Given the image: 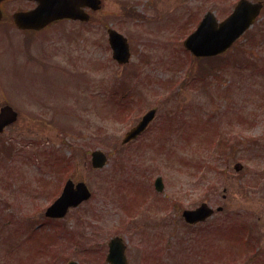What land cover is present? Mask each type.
Segmentation results:
<instances>
[{
	"label": "rangeland",
	"instance_id": "obj_1",
	"mask_svg": "<svg viewBox=\"0 0 264 264\" xmlns=\"http://www.w3.org/2000/svg\"><path fill=\"white\" fill-rule=\"evenodd\" d=\"M118 1L108 0L104 10L117 13L107 22L131 42L133 56L126 66L111 61L108 47L96 45L104 34L101 21L90 26L65 22L54 26L53 32L28 36L31 62L20 45L25 35L8 34L0 26V107L7 103L18 112L17 121L0 136V173L8 176L0 181V264H47L53 255L63 256L57 257V264L71 258L79 264H100L109 239L116 235L126 241L129 264H154L152 257H162L159 264H177L181 255L184 264H264L263 91L253 84L243 98V91L232 89L229 82L235 75L227 70L219 81L208 80L207 88L198 89L195 73L222 59L229 68L234 66V49L203 64L182 46L203 14L212 11L222 20L237 0H184V9L182 0H153L155 5L149 9L142 7L144 0H130L131 9L136 6L142 13L156 8L159 16L172 13V21L167 20L162 28L152 21L148 25L144 19L124 18ZM22 5L11 3L14 9ZM263 16L264 11L258 23ZM88 27H92L89 33L74 30ZM46 58L54 68L42 75L38 60ZM76 69L87 71V78ZM128 71L132 75L125 84ZM121 78V92L136 84L127 97L136 105L130 103L127 109L128 100L121 105L126 119L111 111L108 98L117 97L113 83ZM252 80L244 81V87ZM153 107L157 117L150 128L137 142L122 146L124 133ZM243 111L250 121L241 125L236 116ZM168 114H178L182 126L192 118L197 125L186 122L184 128L165 133L162 125ZM222 133L228 142L220 149L222 141H216ZM95 149L109 158L101 170L90 167V152ZM237 161L243 165L240 174L234 171ZM120 167L123 174L118 172ZM157 176L164 183L158 194L153 188ZM68 178L85 181L92 196L63 220L48 221L45 208L59 196ZM6 179L10 187L4 186ZM17 189L20 198L14 195ZM202 201L213 209L223 206V212L187 229L181 212ZM235 216L254 228L249 247ZM221 218L226 225L195 242L199 229L207 232ZM37 225L41 227L34 235L42 233L43 241H49L43 252L33 238L23 239ZM12 247L15 250L9 254ZM166 255L174 257L168 261Z\"/></svg>",
	"mask_w": 264,
	"mask_h": 264
},
{
	"label": "water",
	"instance_id": "obj_2",
	"mask_svg": "<svg viewBox=\"0 0 264 264\" xmlns=\"http://www.w3.org/2000/svg\"><path fill=\"white\" fill-rule=\"evenodd\" d=\"M3 0H0L2 2ZM38 6L30 12H20L14 15V22L19 28H41L48 23L65 17L80 18L86 20V14L81 10L85 2H92L93 8L99 4V0H36ZM261 10L260 3H250L240 0L234 12L217 25L214 16L207 13L200 22L197 30L185 41L184 46L195 56H211L224 51L232 42L247 29ZM1 17V14H0ZM86 18V19H85ZM110 43L114 51V57L125 62L128 59V50L125 40L114 31H110ZM154 115V110L147 112L141 121L125 136L123 142L135 138L142 132ZM17 118L16 112L9 106L0 109V133L13 123ZM106 162V156L101 151L92 153V165L94 168H102ZM155 186L160 189L161 181L158 178ZM90 197V192L83 182L74 184L67 181L60 197L47 209L46 214L52 217H63L69 207H75ZM206 214L205 207L201 206L195 211L183 212V217L188 222H195ZM207 214L209 212L207 211ZM206 214V215H207ZM124 245L120 238H114L109 242V257L112 264H126L124 259Z\"/></svg>",
	"mask_w": 264,
	"mask_h": 264
},
{
	"label": "flooded vegetation",
	"instance_id": "obj_3",
	"mask_svg": "<svg viewBox=\"0 0 264 264\" xmlns=\"http://www.w3.org/2000/svg\"><path fill=\"white\" fill-rule=\"evenodd\" d=\"M17 1H19V2H21V3H23V5L21 6V7H17V8H12L11 7V3L12 2H17ZM108 0H99V5L96 7V8H93V4H92V2L90 1V3L89 2H85L82 6H81V10H83L84 11V14H86V17H87V19L86 20H79L80 18H77V16H74L73 18H70V19H62V20H58V21H55V22H53V23H51V24H49V25H47L46 27H44L43 29H41V30H31V29H25V30H21V29H18L16 26H15V24H14V22H13V15L15 14V13H17V12H27V11H30V10H32L33 8H35V6H36V4H37V2L35 1V0H3L2 2H0V14H1V17H0V26H4L5 28H6V30H7V33L9 34L10 32H12V33H15V32H21V33H23L24 35H25V37H24V40H23V42H22V44H20L21 45V49H23V52H24V54L26 55V57H27V61L28 62H31L32 61V58L34 59V57H33V55L32 54H30L31 53V50L29 49V47H31V44H29V45H26V43H27V41L26 40H28V36H30L31 38H36V36H39L40 34H43V33H45V32H47V31H50V32H53V31H55L57 28H53L54 26H59V25H62L63 23H69V24H73V25H75V24H79V25H81V26H90L91 24H93L94 22L95 23H98V22H100L101 21V23H103V25H104V34L101 32V36H100V38L99 39H97V41H98V44H96L98 47L100 46V48H109V39H110V31H114V32H116V33H118V34H121V35H123L126 39H127V42H128V48H129V50H130V53H131V56H130V61H131V59H132V56H133V51H132V46H131V42H130V40H129V38L128 37H126L124 34H122L118 29H116L112 24H109L107 21V19H109V18H111L112 16H114V15H116L117 13L116 12H114V11H109V10H104V7H105V3L107 2ZM153 0H144V5L142 6L143 8H150L151 6L152 7H154V5H155V2H152ZM119 2V6H120V8L122 9V10H124L125 12H122V15L124 16V18H126V19H135V20H139V19H144V22L143 23H145V24H150V22L152 21L153 23H154V25L153 26H156V25H159L158 26V28H162L163 26H164V24H165V22L167 21V20H171L172 21V13H169L170 15H166V13H168V12H165L163 15H160L159 16V14H157V8L153 11V12H150V11H148L147 13H145L144 11H143V13L142 12H139L140 11V9L139 8H137L136 6L134 7V9H131L132 7L130 6V4L129 3H131V1L130 0H119L118 1ZM133 2V1H132ZM180 2H182V5H183V9H184V0H182V1H180ZM123 7V8H122ZM130 9V10H129ZM136 9V10H135ZM182 9V8H181ZM129 10V11H128ZM102 11H104L103 13H102V16H101V20H99V21H97L98 20V18H97V16L99 15V13L100 12H102ZM101 14V13H100ZM184 16V15H183ZM145 17V18H144ZM171 17V18H170ZM179 19H181L182 21H184L181 17L179 18ZM125 20V19H124ZM145 20H147V21H145ZM172 23V22H171ZM168 25V22L166 23V26ZM173 26H174V24H173ZM91 29H92V27H88V28H74V30H76L77 31V34H78V31H81V32H87V33H89L90 31H91ZM72 30H73V28L70 30V32H72ZM58 35H60V34H58ZM251 36L252 35H250V34H248V35H246L245 36V39L247 40V41H249V40H251ZM262 36L264 37V32H263V34H262ZM47 40V39H46ZM81 41H83V39H81ZM49 45V44H48ZM249 45H247V44H244V43H240V44H237V43H235V44H233L231 47H230V49H234V52L232 53V56H233V58H234V61L237 63V62H239V61H241V60H239L241 57H248L249 58V60H250V62L252 63V62H256L257 61V59L259 58V61L261 62V65L264 67V44H262V45H260V47H261V50H258V51H254V50H251V49H249V47H248ZM49 47H50V45H49ZM51 49H53V48H51ZM82 49V48H81ZM229 49V50H230ZM54 50V49H53ZM66 50V49H65ZM228 50V51H229ZM228 51H226L225 53H223V54H221V55H219V56H217V57H221L222 55H224V54H226ZM259 51H262L261 53H258ZM60 53V54H63L64 56L66 55V53H65V51H63V50H61V51H56L55 50V53ZM82 57H80V59H81ZM47 59L48 58H46V59H43L42 61H39L38 60V63H39V65H40V70L38 71L40 74H42L43 75V73L44 74H47V73H49L50 71H51V69H53L54 67L52 66V64L50 63V62H48L47 61ZM81 62L83 61V60H80ZM84 61H85V63L87 64V65H90V63L92 64V62L89 60V59H84ZM111 61L112 62H115L112 58H111ZM130 61H129V63H130ZM116 63V62H115ZM128 63V64H129ZM117 65H118V63H116ZM128 64H126V65H128ZM126 65H119V66H126ZM71 68L73 69V66H71ZM65 70H67V69H65ZM74 70V69H73ZM76 70H80V69H76ZM80 72L81 73H85V75L86 76H84L85 78H87V71H85V70H80ZM128 74H126L124 77H130L131 75H132V71H128L127 72ZM82 78V77H81ZM85 78H82V79H84L85 80ZM88 81V80H87ZM119 83H121V80H118V85H119ZM117 89H118V91H119V89H120V87H118L117 86ZM236 100L238 101V98H236ZM262 100H263V103H264V92H263V95H262ZM238 102H240V101H238ZM245 102V101H244ZM54 110V109H53ZM58 110V109H57ZM138 110V109H137ZM58 113V112H57ZM63 113V112H62ZM65 113V112H64ZM156 113H157V109H156ZM144 114V113H143ZM143 114L141 115V117L143 116ZM261 114L264 116V108H262V110H261ZM119 116H122V114H118ZM141 117H140V119H141ZM156 117H157V115L155 114V116H154V118H153V120H152V122L154 121V120H156ZM248 116L246 115V114H244V111L243 112H241L240 114H237V116H236V120L237 121H240V124L242 125L243 123H245L244 121H250V119L249 118H247ZM140 119H138V121L140 120ZM247 119V120H246ZM137 121V122H138ZM152 122H150V124L147 126V128H146V130L144 131V132H146L149 128H150V125L151 124H153ZM172 122V117L168 114L166 117H165V119H164V124L162 125V127H164V131H165V133L166 132H170V130H171V123ZM165 123H166V125H165ZM232 131V130H231ZM144 134V133H143ZM142 134V135H143ZM141 135V136H142ZM141 136H138V138H140ZM138 138H136L135 140H133V141H130V142H128V143H135V142H137V140H138ZM261 139L264 141V136L263 137H261ZM235 141V140H234ZM234 146H235V144L233 145V147H232V149L234 148ZM237 157H240V156H238L237 155ZM236 158V157H235ZM243 169V165L241 164V163H239L238 161L235 163V166H234V171L236 172V173H239L240 174V171ZM213 189V191H214V189L215 188H212ZM209 190V189H208ZM212 190H210L209 192H213ZM223 191H225V189L223 190ZM222 197L224 198L225 197V194H223L222 195ZM201 205L202 204H207V205H209L212 209H213V207L210 205V203L209 202H206V201H202L201 203H200ZM199 204V205H200ZM199 205H197L196 207H198ZM196 207H194V208H196ZM194 208H192V209H194ZM192 209H189V210H192ZM223 206H217L215 209H213V211H212V214L206 219V218H200V219H203V222H200V223H197V224H195L194 225V227L195 226H197V225H203L206 221H208L210 218H212L215 214H220V213H222L223 212ZM201 217H203V216H201ZM236 217V216H235ZM233 219V218H232ZM231 219V220H232ZM48 220H50V221H52V219H48ZM200 221H202V220H200ZM238 221V223H240V228H242V229H240V233L242 234H244V233H246V236H247V241H246V243L245 244H247L248 245V247H249V245L251 244V240L253 239V236H252V234H254V228L252 229V227L251 226H249L248 225V222L247 221H242V219L240 220L239 218H237L236 217V222ZM225 223V221L224 220H222V218H221V220L219 219V221L218 222H216V223H213V225H212V227L209 229V230H207V232H204V230H200L201 231V233H200V239H201V235H205V236H207V237H210L211 236V231H213V230H215L216 229V227H218V226H220V225H222V224H224ZM224 225H226V224H224ZM225 228H226V226H225ZM245 235V234H244ZM249 255V254H248ZM254 255H258V253L257 252H254ZM59 255H55V258H54V255H53V259H52V264H57V257H58ZM108 256L109 255H104V258L102 259V258H100V259H98V261L100 262V264H112L110 261H109V259H108ZM127 256V260H128V255H126ZM167 256V255H166ZM156 258V257H155ZM162 257H158L157 259H154L153 257L152 258H150V259H152V263H154V264H159V259H161ZM88 259H91V258H87L86 257V260H88ZM154 259V260H153ZM157 260H159L158 262H157ZM168 261H169V259H168ZM69 262H75L74 264H79L76 260H74V259H68V261H67V263L66 264H69ZM127 263L129 264V260L127 261ZM41 264H44V263H41ZM46 264V263H45ZM47 264H51V263H47ZM166 264V263H165Z\"/></svg>",
	"mask_w": 264,
	"mask_h": 264
},
{
	"label": "trees",
	"instance_id": "obj_4",
	"mask_svg": "<svg viewBox=\"0 0 264 264\" xmlns=\"http://www.w3.org/2000/svg\"><path fill=\"white\" fill-rule=\"evenodd\" d=\"M210 74V73H209ZM205 79V78H204ZM264 79L260 80V86L263 85ZM203 84V83H202Z\"/></svg>",
	"mask_w": 264,
	"mask_h": 264
}]
</instances>
